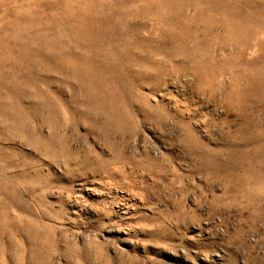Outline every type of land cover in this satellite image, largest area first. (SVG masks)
<instances>
[{"label":"rangeland","instance_id":"1","mask_svg":"<svg viewBox=\"0 0 264 264\" xmlns=\"http://www.w3.org/2000/svg\"><path fill=\"white\" fill-rule=\"evenodd\" d=\"M0 264H264V0H0Z\"/></svg>","mask_w":264,"mask_h":264},{"label":"bare ground","instance_id":"2","mask_svg":"<svg viewBox=\"0 0 264 264\" xmlns=\"http://www.w3.org/2000/svg\"><path fill=\"white\" fill-rule=\"evenodd\" d=\"M182 1H183V0H182ZM182 4H183V3H182ZM190 4H191V3H190ZM190 4H189V5H190ZM204 4H205V3H204ZM176 5H177V4H176ZM194 5H195V4H194ZM208 5H209V4H208ZM175 7H176V6H175ZM205 8H206V7H205ZM193 9H194V8H193ZM203 9H204V8H203ZM234 10H235V9H234ZM130 11H131V10H130ZM130 11H129V12H130ZM235 11H236V10H235ZM138 12H139V11H138ZM168 12H169V11H168ZM202 12H203V11H202ZM131 14H132V13H131ZM137 14H138V13H137ZM177 14H178V13H177ZM238 14H239V13H238ZM144 15H145V14H144ZM178 15H179V14H178ZM204 15H205V13H204ZM130 16H131V15H130ZM132 16H133V14H132ZM196 18H197V17H196ZM196 18H195V19H196ZM233 18H234V17H233ZM208 19H209V18H208ZM217 19H218V18H217ZM211 21H212V20H211ZM231 21H234V20H231ZM235 21H236V20H235ZM249 21H250V20H249ZM252 21H253V20H252ZM227 23H228V22H227ZM248 23H249V22H248ZM248 23H246V24H248ZM132 24H133V23H132ZM211 24H212V23H211ZM249 24H251V22H250ZM226 25H227V24H226ZM255 25H256V24H255ZM237 26H238V25H237ZM233 27H234V26H232V28H233ZM237 28H238V27H237ZM124 30H125V28H124ZM124 30H123V31H124ZM252 30H254V29H252ZM243 31H245V30L243 29ZM243 31H242V32H243ZM165 32H166V31H165ZM231 32H232V31H231ZM233 32L236 33L235 30H234ZM127 34H128V33H127ZM244 34H245V33H244ZM237 35H238V34H237ZM109 36H110V35H109ZM171 36H172V35H171ZM157 37H158V36H157ZM126 38H127V37H126ZM162 38H163V37H162ZM163 39H164V38H163ZM165 41H166V40H165ZM167 41H168V40H167ZM235 41H236V40H235ZM169 42H170V41H169ZM231 42H233V41H231ZM133 45H134V44H133ZM150 45H151V44H150ZM117 47H118V46H117ZM111 48H112V47H111ZM161 48H162V47H161ZM154 54H155V53H154ZM198 54H199V53H198ZM162 55H163V54H162ZM177 55H178V54H177ZM156 58H157V57H156ZM133 59H134V58H133ZM187 63H188V62H187ZM139 66H140V65H139ZM153 70H154V69H153ZM157 71H158V70H157Z\"/></svg>","mask_w":264,"mask_h":264}]
</instances>
